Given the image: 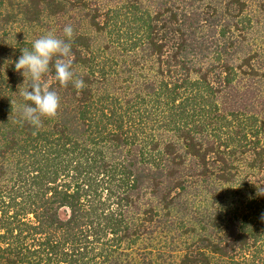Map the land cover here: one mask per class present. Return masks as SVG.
<instances>
[{"label": "trees", "instance_id": "1", "mask_svg": "<svg viewBox=\"0 0 264 264\" xmlns=\"http://www.w3.org/2000/svg\"><path fill=\"white\" fill-rule=\"evenodd\" d=\"M66 24L35 128L15 62ZM260 185L264 0H0V264H264Z\"/></svg>", "mask_w": 264, "mask_h": 264}, {"label": "clouds", "instance_id": "2", "mask_svg": "<svg viewBox=\"0 0 264 264\" xmlns=\"http://www.w3.org/2000/svg\"><path fill=\"white\" fill-rule=\"evenodd\" d=\"M62 32V37L48 32L33 40L30 49H21V55L15 62V70L19 71L24 79L27 76L29 81L21 93L26 103L17 106L19 120L35 128L41 126L42 118L55 117L60 107L57 92L41 84L42 77L50 71V65L56 81L61 85L72 83L76 89L84 87L83 79H74L72 70L73 26L66 24ZM256 194L264 196V185L257 186Z\"/></svg>", "mask_w": 264, "mask_h": 264}, {"label": "rangeland", "instance_id": "3", "mask_svg": "<svg viewBox=\"0 0 264 264\" xmlns=\"http://www.w3.org/2000/svg\"><path fill=\"white\" fill-rule=\"evenodd\" d=\"M61 215H64V214L61 212Z\"/></svg>", "mask_w": 264, "mask_h": 264}]
</instances>
